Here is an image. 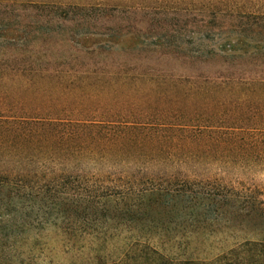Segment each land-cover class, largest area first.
Here are the masks:
<instances>
[{"label":"trees","instance_id":"1","mask_svg":"<svg viewBox=\"0 0 264 264\" xmlns=\"http://www.w3.org/2000/svg\"><path fill=\"white\" fill-rule=\"evenodd\" d=\"M91 1L0 0V264H34L24 233L44 223L72 243L118 250L127 241L121 256H98V264H264V70L253 68L264 67V44L242 38L255 29L241 20L252 13L239 10L240 0H161L175 22L159 19L161 39L144 43L137 21L116 11L152 4ZM118 43L127 58L110 66ZM152 55L182 59L195 72L173 77L182 86L174 107L163 87L158 112L145 109L140 120L122 109L126 119L116 111L124 89L141 78L166 86L168 77L155 84L151 71L132 72L130 56ZM214 61L227 68L203 70ZM105 98L115 101L112 114L101 112ZM175 148H189L191 179L170 171ZM108 164L129 169L100 170ZM180 202L197 231L226 233L222 254L179 261L154 244L174 238L168 224Z\"/></svg>","mask_w":264,"mask_h":264},{"label":"rangeland","instance_id":"2","mask_svg":"<svg viewBox=\"0 0 264 264\" xmlns=\"http://www.w3.org/2000/svg\"><path fill=\"white\" fill-rule=\"evenodd\" d=\"M63 1L73 4L84 2V0ZM187 1L188 0L184 1L185 5H187ZM127 2H129V0L125 1L124 4H127ZM146 2L147 5L152 4V8L141 7L138 10H129V12L125 11V9H119L118 11H116V15L120 20H123L125 22H127L129 17L130 21L133 24L137 21L135 27L139 28L140 30L143 29V32L141 31V33L146 35V39L141 38L140 40L144 41V43H151L153 41H158L159 39H161L162 35L164 34L162 27H159L161 25L158 24V20L165 18L168 22H175L174 19L176 17V14L173 11L163 13V11L160 10L161 8H159V6L162 4L161 0H146ZM130 4L134 3L130 2ZM124 6L126 7L127 5ZM238 8L239 10H241V12L252 13L251 15H242L244 17L241 20L242 23L245 24V26L251 25L253 29H255V31H253L254 35L249 34V32L247 31L245 32L246 35L244 34L242 38L246 40V42L254 44V46L258 43L264 44V42H259L261 35L259 36L258 33V26H264V18H261L258 15L259 13H264V0H240V7ZM146 26L147 28H149V30L146 29ZM150 30L152 31L150 32ZM238 36L239 35H234L233 37H231V42L237 43ZM127 37L129 36L124 37V39H126ZM169 38L171 39V37ZM188 38L189 37H186V39ZM139 48H141V46H139ZM253 50L254 47H251L249 52L251 53L253 52ZM141 52L144 53V56H148L145 55L147 54L146 51ZM127 54L128 52L124 54L121 50L120 43L115 44L113 51L108 58L109 65L112 64L114 59L123 62L124 59L127 58ZM152 56V58L143 57L140 59L130 56L131 59H135L133 61H130L133 62L132 66H134L132 72L137 75L141 72L151 71L155 84H158V82L156 83L158 75H163L164 78L168 77L169 79L167 78L166 86H164L163 84L162 86H159L151 85L150 83L145 82V78H141L140 80H137L136 85L127 90L124 89L120 94V99H122L123 104L121 106L119 104L116 111L117 114H122L124 117H126V119H128L129 117V111H123L122 109L131 110L130 114H132V116L134 117L140 118V120H144L145 118V109L148 110L150 108L151 111L155 112L156 110V112H158V109H161L165 100L163 99L162 102L159 100V92L161 91V89L163 87L168 88L166 89V96H169V99L167 101L170 102V100L174 99L173 91L179 92V88L182 87L176 86V84H174V78H186L190 74L195 72L189 67V64H184L182 59H177L173 56H164L160 63V58H156L159 56ZM245 57L250 58L249 54H247ZM222 63V61H214L205 66L203 70L210 72H214L215 70H225L227 66L222 65ZM111 68L112 67H110V69ZM244 68L246 69L249 67ZM253 68L255 72L264 70V67L255 66ZM165 74H167V76ZM111 97H114V95H112ZM103 100L105 106L103 107V110H101V112H108V114H112L113 112H115V109L112 108V104H114L115 101L111 98H105ZM174 106L175 104L170 102L169 108L171 109ZM109 117L110 116L107 115V118ZM130 120H132V118H130ZM173 152L175 153L176 160L174 162V167L170 169V171L175 173L176 177L180 180L191 179L194 176V171L189 148H175ZM124 153V155L127 156L129 154V152L127 153V151H124ZM128 160L130 161L129 158ZM97 168L98 167L95 168L91 166L88 169L90 172H95L98 170ZM127 168L128 167L122 164H118L116 167H112L111 164H108L107 166H101L100 170H104V173L106 172L107 174L124 175ZM159 170V166L152 165L150 168V172H159ZM40 205H44L43 202H40ZM191 222L190 208L185 209L183 202H180L177 207L174 222L168 224V227L170 226L174 228L172 229V232H175L173 234L174 238L172 240L157 238L156 241H154V244L157 245L159 249L164 251V253L168 257L178 259L179 261L188 262L210 261L225 251V249L228 247V244L225 241L227 236L225 232L218 231L213 235L209 231H197L195 227L190 225ZM24 235L27 240L22 243L23 250L28 256L30 255V259L32 260L31 262H33L34 264H98V256H104L105 258H109V260H113L119 255L121 256L122 252H125V242H127L123 241L122 243H120L118 245V248L121 249L118 250L114 248L112 244L108 245V247H105L103 245H96L97 243L92 239H86L85 241L72 243L68 240L66 235L63 234L59 226L52 223H44L43 225H39L37 227L32 226L26 230ZM122 235L128 236V232H124Z\"/></svg>","mask_w":264,"mask_h":264}]
</instances>
